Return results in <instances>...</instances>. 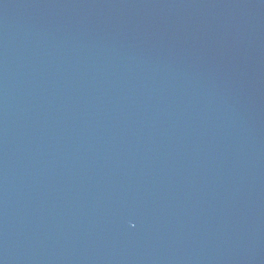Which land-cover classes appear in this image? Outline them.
Instances as JSON below:
<instances>
[{
	"label": "water",
	"instance_id": "1",
	"mask_svg": "<svg viewBox=\"0 0 264 264\" xmlns=\"http://www.w3.org/2000/svg\"><path fill=\"white\" fill-rule=\"evenodd\" d=\"M0 264H264V0H0Z\"/></svg>",
	"mask_w": 264,
	"mask_h": 264
}]
</instances>
